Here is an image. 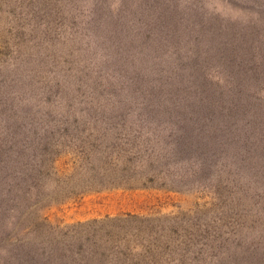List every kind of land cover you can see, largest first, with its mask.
I'll return each mask as SVG.
<instances>
[{"label":"rangeland","instance_id":"rangeland-1","mask_svg":"<svg viewBox=\"0 0 264 264\" xmlns=\"http://www.w3.org/2000/svg\"><path fill=\"white\" fill-rule=\"evenodd\" d=\"M192 1L234 26H249L256 12L264 18V0ZM143 5V0H0V138L13 123L49 126L48 135L59 144L52 148L53 167L62 181L40 189L39 219L63 230H99L104 264H235L248 256L247 249L262 256L261 184L238 175L221 183L208 176L180 178L174 167L157 163L149 168L140 156L159 151L154 143L164 138L154 131L135 133L141 121L113 119L109 110L122 97L114 95V87L89 83L95 76L104 81L107 72L112 80L116 75L98 30L114 21L116 10L128 16ZM255 30L261 31L258 25ZM103 152L111 158H101ZM129 154L137 157L132 163L125 161ZM113 159L115 166L108 162ZM128 214L136 217L134 223L123 222ZM21 219L24 226L34 216ZM8 233L31 246L44 234L40 228L33 235L0 234V264H12L18 252L6 240Z\"/></svg>","mask_w":264,"mask_h":264},{"label":"trees","instance_id":"trees-1","mask_svg":"<svg viewBox=\"0 0 264 264\" xmlns=\"http://www.w3.org/2000/svg\"><path fill=\"white\" fill-rule=\"evenodd\" d=\"M143 1L128 16H119L121 11L116 10L114 21L97 28L116 75L112 80L107 72L104 81L95 76L90 85L116 88L114 95L122 98L109 110L113 119L141 121L135 133L154 131L164 138L154 143L161 146L159 151L140 156L149 168L157 163L174 167L180 178L208 176L219 183L233 175L249 183L254 178L262 191V13L256 12L257 19L243 28L225 23L192 0ZM40 125L28 128L13 123L7 136L0 138V234L15 230L33 235L38 228L44 233L32 246L8 233L6 240L18 251L12 264H104L99 230L89 234L71 227L63 230L51 227L44 216L39 219L40 189L53 180L62 181L53 167L57 154L52 148L59 144L49 136V126ZM134 154L126 155L125 161L132 163ZM109 155L103 152L101 158L107 160ZM108 162L115 166L118 159ZM24 215L34 216L31 224L20 225ZM135 218L128 214L123 222L132 224ZM247 252L234 263L264 264V253Z\"/></svg>","mask_w":264,"mask_h":264}]
</instances>
